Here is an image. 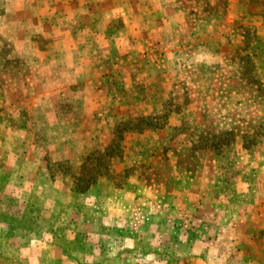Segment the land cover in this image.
Instances as JSON below:
<instances>
[{"label":"rangeland","instance_id":"obj_1","mask_svg":"<svg viewBox=\"0 0 264 264\" xmlns=\"http://www.w3.org/2000/svg\"><path fill=\"white\" fill-rule=\"evenodd\" d=\"M77 1L50 24L61 0H31V24L0 0V264H67L58 251L96 242L122 264H264V0H171L194 9L143 30L157 0H98L133 39L101 63L115 79L81 85L76 5L94 2Z\"/></svg>","mask_w":264,"mask_h":264},{"label":"crops","instance_id":"obj_2","mask_svg":"<svg viewBox=\"0 0 264 264\" xmlns=\"http://www.w3.org/2000/svg\"><path fill=\"white\" fill-rule=\"evenodd\" d=\"M31 0H17L16 2V7H20L24 8V23H31L33 24V17H32V12L34 11L33 6H31ZM83 0H78L77 2L82 4ZM106 2H109L110 0H104ZM94 4L89 5V6H83V5H76V7L80 10V12L78 11L79 14H85L88 13L89 14V20L86 21V25L83 24V22H80V30L82 31V35H83V40H82V45L84 46H91L92 47V54L90 53H83L80 52L78 53L74 60L76 61L75 64L73 65V68L70 69V73L72 74L73 72H75L74 75V82L80 83L78 85L81 84H85L87 83V80L91 79V78H97V77H105L106 75L104 74H108V72L105 73V71H108L107 69H104V65L101 64L103 62H106L108 60L111 59H117L118 56H115V54H117L118 52H116V47L121 45V48L119 49V53L122 52H127V50H124V46H126L127 41H129L130 39H133L132 36L130 34V36H119L118 33H113L112 31H108V29H110L113 24H111V22H114V16H102L101 13L103 12V10L105 12H114L112 9V7L108 4H99L98 5V0H93ZM169 3H164L163 0H157L155 2H152V4H150V2L147 1V5L144 4H139L141 6L138 7V9L144 13V18L147 19L145 21H143L144 23L142 25H138L137 28H141L143 29H148L149 27H152L153 24L157 25L159 27V25H163L160 24L159 22H157V18L161 19V16H157L156 20H155V16L153 14H158L161 15L164 11H171L174 14H184L187 12H192V10L194 8H191L190 6L188 8L184 7L183 11L180 10V7H176V5L171 4V0H168ZM190 2V1H189ZM76 3V2H75ZM65 0H61V4L60 6H58V8H52L50 6L46 7L45 10V14H44V18H48L47 22L50 23V18H52V16L56 17V20H51L52 22L50 24H57L58 23V19L59 16H61L62 18L60 19V21H65L66 23V18H65V12H66V8L69 6L64 5ZM133 4V3H132ZM72 5V2H71ZM131 5V4H129ZM231 5V4H230ZM234 6V5H232ZM70 8H74V6H70ZM69 10V8H68ZM237 10V9H236ZM125 11V8H122V13ZM92 12V14H91ZM236 13H234L233 15H235ZM124 18H123V23H125L124 27L127 28H134L136 26H132L135 25L137 22H128V16H125V13L123 14ZM186 15L184 14V18ZM153 19V20H149V19ZM177 18V17H176ZM234 18V17H233ZM111 20V21H110ZM44 21H46L44 19ZM141 22V21H140ZM63 23V22H62ZM156 23V24H155ZM159 23V24H157ZM168 23H171V20L168 21ZM175 23V21L173 22ZM147 24V25H144ZM89 26V27H88ZM33 27V26H32ZM31 27V28H32ZM162 28L164 26H161ZM59 27H57L58 29ZM223 28V27H222ZM224 29V28H223ZM90 31V32H89ZM223 34H225L224 31H222ZM81 35V36H82ZM58 37V36H57ZM55 38V40H57L58 38ZM223 37V36H222ZM28 38V40H27ZM220 41L222 40V38H219ZM81 41V40H80ZM224 41V40H223ZM30 42H32V40L30 39V37H25V42L24 44L27 46H31ZM223 43V42H221ZM224 46V45H223ZM224 48H222L223 50ZM118 51V50H117ZM94 52V53H93ZM25 54H29L28 52H25ZM43 59H45L47 61V53H43L42 54ZM49 57H52V54H50V52H48ZM16 57V56H15ZM20 57V56H18ZM16 57V59L18 58ZM29 57V56H28ZM22 60L25 61V59L27 58H22L20 57ZM97 61H96V60ZM58 60V59H57ZM62 60V58H61ZM104 60V61H103ZM60 61V60H59ZM64 61H61V64L63 65ZM121 65V64H120ZM122 65H124L123 67L126 66V63H123ZM121 68V67H120ZM113 72V70H110ZM108 77H110V79H115V77H113V75H107ZM78 80H80L78 82ZM64 85V84H63ZM91 83L89 85V87H91ZM84 87H86L84 85ZM59 92V91H58ZM51 95L54 93H50ZM49 95V94H48ZM97 106H94L93 108L96 109ZM92 108V109H93ZM29 181V180H28ZM30 183H33L32 177L30 179ZM9 184H11V182H9ZM96 224V222H95ZM115 226H112V228H114ZM116 229L117 230H121V228H119V226L116 225ZM73 231H75L76 233H79V229L75 226L72 228ZM95 231V230H94ZM42 240L39 241V243H31L30 245H32V247H38L39 249H41V246L43 245V242H41ZM52 248V247H51ZM98 248H104L107 252V246L104 245L103 243H94L92 244V250H90V255L82 260L79 259L75 256V254H72L70 252H64V251H58L57 256L61 257L63 259V262H66L67 264H113V262H116L118 264H122V262L120 261L118 255L120 252H116L115 251L112 252V250L109 252V255L107 252H105L104 256L102 255L101 251L98 250ZM54 250H56L55 248H53ZM57 251V250H56ZM78 251H83V249H78ZM1 252V250H0ZM82 253V252H81ZM101 257H99V256ZM98 256V257H97Z\"/></svg>","mask_w":264,"mask_h":264},{"label":"trees","instance_id":"obj_3","mask_svg":"<svg viewBox=\"0 0 264 264\" xmlns=\"http://www.w3.org/2000/svg\"><path fill=\"white\" fill-rule=\"evenodd\" d=\"M245 59H246V61H249L250 63H252L253 64V61L250 59V55L249 54H245ZM254 65V64H253ZM148 119V118H147Z\"/></svg>","mask_w":264,"mask_h":264}]
</instances>
